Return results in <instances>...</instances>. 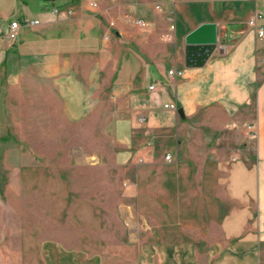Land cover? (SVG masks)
I'll return each mask as SVG.
<instances>
[{"label": "crops", "instance_id": "crops-1", "mask_svg": "<svg viewBox=\"0 0 264 264\" xmlns=\"http://www.w3.org/2000/svg\"><path fill=\"white\" fill-rule=\"evenodd\" d=\"M99 4L0 0V124L28 95L69 123L109 100L118 130L127 109L141 129L117 153L130 170L121 215L131 264H264V38L247 24L255 14L264 23V0H117L111 14ZM26 17L41 23L8 40L10 22ZM203 23L216 27L209 48L186 41Z\"/></svg>", "mask_w": 264, "mask_h": 264}, {"label": "rangeland", "instance_id": "rangeland-1", "mask_svg": "<svg viewBox=\"0 0 264 264\" xmlns=\"http://www.w3.org/2000/svg\"><path fill=\"white\" fill-rule=\"evenodd\" d=\"M102 2L113 13L117 0ZM12 102L0 124V264H131L133 234L121 215L130 170L117 168V153L141 132L130 112H120L118 130L109 100L77 123L57 108L41 114L43 102L29 95Z\"/></svg>", "mask_w": 264, "mask_h": 264}, {"label": "built area", "instance_id": "built-area-1", "mask_svg": "<svg viewBox=\"0 0 264 264\" xmlns=\"http://www.w3.org/2000/svg\"><path fill=\"white\" fill-rule=\"evenodd\" d=\"M92 5L94 7H97V3L96 2H94ZM62 11H66L68 14L71 13L70 10L62 8V7H54L53 10H52L53 13H60ZM131 20L133 21L134 24H136L140 28L147 29L148 26H149V23L143 18H135V19L131 18ZM257 20H258V16L255 14L248 20L247 24L249 25V27L253 28V30L255 31L257 39H263L264 38V23H258ZM40 23H41V21L39 19H37V18H29V17L24 18L22 20V22L18 21L17 19L12 20L10 22L9 29H8L7 34H6L7 39L8 40L16 39L17 35H18V32H19V28L22 25H25V26H36V25H38ZM173 30H174V25L171 24L169 26V31L167 33H165L164 36H163L164 40L169 41V40L172 39V31ZM256 64H257V67L258 66H264V53H263V55L261 57H259L257 59ZM168 74L179 77V76H182L183 72L181 70L170 69V70H168ZM261 76L264 77V70L261 71ZM159 85H161L160 81H154L148 86V89L150 91H154V90L157 89V87ZM163 106L165 108L176 109V105H174V104H164ZM138 121L142 122L143 118L140 117L138 119ZM248 128H250L252 130L251 131V136L254 137L256 135V132L253 129V125L248 126ZM164 159L166 161H170L171 155L167 153L164 156Z\"/></svg>", "mask_w": 264, "mask_h": 264}, {"label": "water", "instance_id": "water-1", "mask_svg": "<svg viewBox=\"0 0 264 264\" xmlns=\"http://www.w3.org/2000/svg\"><path fill=\"white\" fill-rule=\"evenodd\" d=\"M189 44L204 45L207 48L217 43L214 23H203L193 29L186 37Z\"/></svg>", "mask_w": 264, "mask_h": 264}]
</instances>
